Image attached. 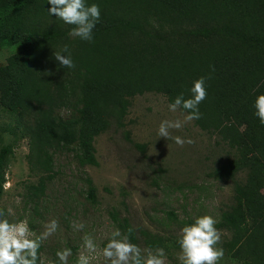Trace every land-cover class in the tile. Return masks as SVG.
<instances>
[{"label":"trees","instance_id":"1","mask_svg":"<svg viewBox=\"0 0 264 264\" xmlns=\"http://www.w3.org/2000/svg\"><path fill=\"white\" fill-rule=\"evenodd\" d=\"M85 3L100 9L90 42L70 36L73 26L49 15L47 0H0V49L18 48L0 65V111L8 120L0 124V201L20 142H26L35 178L24 184L22 197L31 217L38 216L56 175L55 155L66 151L79 167L97 166L95 139L112 125L123 126L134 97L158 94L168 104L181 94L188 99L193 82L204 77L207 97L193 123L226 148L210 177L233 184L231 204L215 224L229 232L221 247L234 263L264 264V126L253 107L264 95V0ZM65 45L67 53L61 52ZM56 52L70 55L75 68L60 66ZM84 182L94 206L96 189L87 175ZM109 216L130 243L162 248L180 264L173 258L179 237L135 230L127 218Z\"/></svg>","mask_w":264,"mask_h":264},{"label":"rangeland","instance_id":"2","mask_svg":"<svg viewBox=\"0 0 264 264\" xmlns=\"http://www.w3.org/2000/svg\"><path fill=\"white\" fill-rule=\"evenodd\" d=\"M3 48L0 49V65L18 49ZM168 105L165 97L158 94L134 97L123 126L112 125L95 139L97 166L79 167L73 154L66 151L55 155L56 175L39 204L38 216L31 217L32 206L25 204L22 197L24 184L35 182L25 160L26 142H20L14 149L0 208L7 211L13 223L26 220L36 236L50 220L58 222L57 231L41 242L38 255L44 264H55V253L64 248L71 249L69 264H75L83 250L85 234L93 238L98 248L105 247L111 231L116 229L109 216L112 211L120 218H127L135 230L143 228L163 236L179 237L182 222H194L204 215L217 221L220 211L231 204L233 184L210 177L211 169L224 157L226 148L216 146L193 121L183 123L178 130L170 129L172 137L190 138L194 141L192 144L179 146L173 139L157 136L162 121H184L186 114L179 109L171 112ZM7 121L0 111V124ZM86 175L96 189L94 206L86 199ZM73 222H83L85 227L76 230ZM220 233L221 239L229 236L227 231ZM139 241L143 247L140 237ZM179 253L180 250L175 251V260ZM164 259L165 264H172L166 256ZM92 264H104L103 257ZM219 264L237 263L224 256Z\"/></svg>","mask_w":264,"mask_h":264},{"label":"clouds","instance_id":"3","mask_svg":"<svg viewBox=\"0 0 264 264\" xmlns=\"http://www.w3.org/2000/svg\"><path fill=\"white\" fill-rule=\"evenodd\" d=\"M47 3L51 5L47 10L49 15H54L65 24L73 26L69 32L70 36L89 42L93 39V29L100 19L98 5L88 6L85 0H47ZM68 51L66 45L61 50L64 53ZM61 52L54 54L59 65L69 69L75 68L70 55L65 56ZM190 92L191 98L185 99L181 94L168 105L171 112H176L178 109L187 111L184 121H162L157 130L158 137L173 139L179 146L194 143L190 138L185 140L179 136L170 135V129L178 130L183 123L201 118L198 105L207 97L205 78L200 77L195 80ZM253 107L254 115L264 126V95H258L255 98ZM4 215V211L0 209V264H38V262L44 264L38 255L41 242L57 231L58 222L55 219L50 220L45 224L44 231L36 236L30 230L26 220L10 223L8 219L3 218ZM216 223L213 217L204 215L195 218L192 224L180 230L178 239L180 264H219L224 257V250L222 247H217L221 242V233L216 229ZM72 226L76 230H83L85 227L83 222H73ZM82 239L83 250L79 253L75 264H92L101 256L104 264H165L164 249H141L130 243L127 236H122L119 229L111 231L107 244L102 249L98 248L91 236L85 234ZM55 255L57 257L55 264H69L68 258L72 255V251L64 248L58 250Z\"/></svg>","mask_w":264,"mask_h":264}]
</instances>
